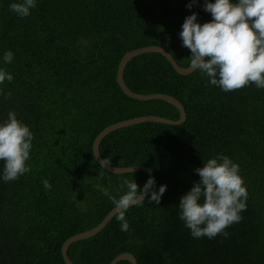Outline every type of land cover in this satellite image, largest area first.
<instances>
[{
	"label": "trees",
	"instance_id": "16d2710c",
	"mask_svg": "<svg viewBox=\"0 0 264 264\" xmlns=\"http://www.w3.org/2000/svg\"><path fill=\"white\" fill-rule=\"evenodd\" d=\"M199 1L236 10L242 27L186 75L154 51L127 62L132 91L174 96L186 119L101 140L107 163L147 166L154 181L143 200L70 244L73 264L122 252L137 264H264V0ZM236 24L191 0H0V264H66L67 238L144 190L145 172L106 170L93 141L121 120L180 115L122 91L123 55L159 45L187 67Z\"/></svg>",
	"mask_w": 264,
	"mask_h": 264
},
{
	"label": "water",
	"instance_id": "95a60500",
	"mask_svg": "<svg viewBox=\"0 0 264 264\" xmlns=\"http://www.w3.org/2000/svg\"><path fill=\"white\" fill-rule=\"evenodd\" d=\"M191 1L194 4V6L202 12H207V13H211V14H230V15H233L237 20L236 27L231 32L221 34V35L216 36V37L210 39L209 41H207L198 51L193 63L187 67L180 66L176 62V60L174 59L173 55L166 48L159 46V45H147V46L135 48V49H132V50L126 52L123 55V57L121 58V60L118 64L117 74H116L117 82H118L120 88L122 89V91L126 95H128L129 97L139 99V100H151V99L164 100V101L172 104L173 106H175L179 110L180 116L177 120H172V119H169L166 117L153 115V114L141 115V116H137V117H133V118H129V119H125V120H121V121L112 123V124L104 127L97 134V136L95 137V139L93 141V154H94L97 162L103 168H105L106 170H108L112 173H117V174L142 171L148 175V181H147V184H146L144 190L136 198L129 200V201H126V202H123V203L115 206L105 215V217L95 227H93L89 230L77 233V234L67 238L63 242L62 247H61V252H62V256H63V259L65 260L66 264H73L67 256V250H68V247L70 246V244H72L73 242H75L77 240L86 239V238L94 236L102 228H104V226L107 225L108 221L113 217V215L115 213H117L118 211H120V210H122L128 206H131V205L143 200L146 197V195L148 194V192L150 191L151 186H152L153 181H154L152 170L147 166L133 165V166L117 167V166H113V165L107 163L101 157V155L99 153V145H100L101 140L111 131H114V130L119 129L121 127H126L129 125L141 123V122H159V123L175 125V124L183 123L186 119V112H185L183 105L174 96L169 95V94H164V93L142 94V93H136V92L132 91L126 85L124 78H123L124 68H125V65L127 64V62L131 58H133L137 55L154 51V52H158V53L162 54L171 63L173 68L179 74L186 75V74H189L192 71H194L202 63V61L204 60L205 56L207 55L209 49L212 46H214L215 44H217L223 40H226V39L232 37L242 27V23H243L242 17L236 10L229 8V7L208 6V5L200 2L199 0H191ZM121 260H128L131 262V264H137L135 256L129 252H122V253L118 254L117 256H115L112 259V261L109 264H117V262H119Z\"/></svg>",
	"mask_w": 264,
	"mask_h": 264
}]
</instances>
